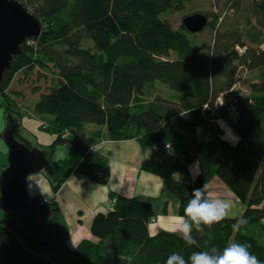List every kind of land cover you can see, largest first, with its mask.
Here are the masks:
<instances>
[{"label":"trees","instance_id":"obj_1","mask_svg":"<svg viewBox=\"0 0 264 264\" xmlns=\"http://www.w3.org/2000/svg\"><path fill=\"white\" fill-rule=\"evenodd\" d=\"M16 1L43 28L23 44L5 72L0 107L14 106L8 92L17 75L37 71L39 78L51 79V89L32 108L56 136L46 155L49 168L63 173V179L73 172L104 184L106 163L94 162L91 155H83L77 165L51 162L58 145L74 144L70 158L77 149L76 140H61L65 130L92 125L104 130L108 141L134 139L144 150L179 156L168 164L158 153L144 165L146 172L167 180L179 215L192 190L209 187L215 178L246 209L240 218L224 219L204 233L194 231L199 247H187L180 235L151 233L155 214L149 203L112 196V211L93 220L96 241H82L71 250L57 206L34 208L30 200L27 210L0 219V264H122L118 252L134 256L132 264H165L173 252L187 259L213 246L222 251L229 240L250 245L249 251L264 261V0H206V11L195 0ZM200 13L215 35L204 47L183 26L185 18ZM174 14L185 16L178 28L169 18ZM88 40L94 49L83 48ZM248 74L254 82L247 91L235 90ZM227 94H233L235 117L228 116L230 104L218 106ZM218 119L232 121L237 144L223 139ZM194 164L199 173L188 185L183 177ZM241 219L246 223L234 231Z\"/></svg>","mask_w":264,"mask_h":264},{"label":"crops","instance_id":"obj_2","mask_svg":"<svg viewBox=\"0 0 264 264\" xmlns=\"http://www.w3.org/2000/svg\"><path fill=\"white\" fill-rule=\"evenodd\" d=\"M38 119L22 120L19 137L27 140L34 149L50 155L49 149L56 141V136L40 131L41 120ZM5 125L4 116H0V126ZM85 128L73 133L76 139L71 138L72 136L70 138L78 142L76 147L81 152L80 160L83 155H91L94 162L103 160L106 163L108 172L104 184L80 178L73 172H68V177L63 179V173L56 174L52 171L51 174L50 168L31 175L27 181L30 200L44 196L54 198L61 214L63 236L69 249L75 250L82 241H96L91 233L93 220L98 214L112 211L115 203L112 196L138 198L149 203L155 214V223H151L150 226L151 233L162 231L172 233L169 229L174 224L175 217L179 215L178 199L167 191L165 178L144 170L145 163L157 159V154L153 150H144L139 141L134 139L108 141L106 132L100 128H90L85 133V137H81L79 132L84 131ZM100 131L104 132L96 138L94 134ZM74 148V144L70 142L58 145L51 154V162L69 160L70 163V154ZM8 155V148L3 150L0 142V171L8 164ZM196 169L195 177L199 173L198 168ZM56 185L59 187L57 192L53 189ZM225 188L227 189L226 186ZM227 191L229 192L228 189ZM229 194L234 201L243 205L231 192ZM3 216L4 212L0 211V219ZM175 234L179 235V233Z\"/></svg>","mask_w":264,"mask_h":264},{"label":"water","instance_id":"obj_3","mask_svg":"<svg viewBox=\"0 0 264 264\" xmlns=\"http://www.w3.org/2000/svg\"><path fill=\"white\" fill-rule=\"evenodd\" d=\"M208 24L207 18L201 14L183 20V26L193 35L201 34ZM41 31L40 22L19 2L0 0V83L14 57L21 54L23 44L38 37ZM17 131L18 125L10 120L3 134L9 150L8 166L0 174V210L4 213L27 210L30 204L28 178L50 167L45 153L29 150L16 140Z\"/></svg>","mask_w":264,"mask_h":264},{"label":"rangeland","instance_id":"obj_4","mask_svg":"<svg viewBox=\"0 0 264 264\" xmlns=\"http://www.w3.org/2000/svg\"><path fill=\"white\" fill-rule=\"evenodd\" d=\"M200 5L201 7H199V9L202 11H206L208 10V6H207V1L206 0H195L194 5ZM189 8L194 9V6H190ZM199 11V10H198ZM233 12V11H232ZM201 14V13H200ZM184 15L181 14H174L172 15L170 18V21L173 23V25L175 27H180V25L182 24V19ZM228 16H230L233 20H238V17L234 16L233 13H228ZM185 17V16H184ZM238 22V21H237ZM230 27H234L233 23L230 25ZM41 28H43L41 26ZM224 32V30H223ZM81 30H78V32L76 33L77 35H80ZM214 32L206 29L203 33L199 34L196 36V38H192V40L194 42H199L200 47H204L207 43L211 42V39L214 37ZM198 39V40H197ZM84 49H94V43L90 40H88V42H85L83 45ZM239 49V48H238ZM241 54L244 52V50H240L239 51ZM35 74H31L30 76H24L22 74L17 75V77L15 78L14 82L12 83L9 92H8V97H9V101L11 100L12 102H14V106L12 107H6L5 105H2V107H0V116L3 117L5 119V126H0V142H1V148L3 150H6V145L5 142L3 140V133L5 131V128H7L9 126V121L12 120L13 122H15L18 125V136L16 137V140L27 146V148L29 150L34 149L32 147V145L25 139H22L21 137H19V130L21 128V124H22V120L24 119H28L30 121H32V118H38L37 116L34 115L33 113V106L34 104L39 100V97L43 94V93H47L52 85L53 82L51 81V79H45V77H40L39 78V73L36 71L34 72ZM254 82V79L252 77L251 74H248L246 76H243V78L239 81V83L234 87L235 90H243V92H246L248 89V86ZM229 93V92H228ZM233 100V94H227L225 95L223 98L220 99V103L221 105H231L229 107H227V111L229 112L228 116L231 118L235 117L238 114V109L235 105H232V101ZM220 104L218 105L219 107H222ZM227 112V113H228ZM233 119V118H232ZM39 120V119H38ZM229 120V119H228ZM40 121V120H39ZM229 122H232L231 120H229ZM228 121H224L223 119H218V125L219 128L223 131V137L226 135V129L231 130L233 133V129L230 125ZM20 126V127H19ZM221 126V127H220ZM85 130L79 132L81 137H85V133L90 130V128H97L96 126H92V125H88L85 126ZM22 130V128H21ZM20 130V131H21ZM40 131L44 132V133H48L49 135H53L51 132H48L50 130V126L48 123L42 122L41 120V125H40ZM71 134L65 139L62 138L61 136V140L65 141V140H69L70 137L76 139L75 135L72 133V131H70ZM235 134V133H234ZM236 136V135H235ZM237 141L236 142H229L231 145H235L239 142V138L236 136ZM27 144V145H26ZM51 152V150L49 149V153ZM153 152L158 154L159 153V158L165 160L166 163L168 164H173V160H175L176 158L180 159L179 156L177 155H172L167 151H162L159 150L158 148H154ZM167 152V153H165ZM71 155V154H70ZM81 155L80 150L77 148L73 154V157L71 156V161H70V165H77L79 163H81V160L79 159ZM77 157V158H76ZM83 157V156H82ZM154 157H156V155L154 154ZM83 159V158H82ZM66 160L60 161V162H64ZM59 162V163H60ZM1 163V160H0ZM7 163V162H6ZM55 163V162H52ZM8 164L5 166V169L7 168ZM198 165L194 164L190 167L189 172L187 175H185L183 177L184 180H186V183L188 185H193L194 180H193V176H195V172H197ZM4 169V170H5ZM1 170V171H4ZM0 171V173H1ZM55 173L56 171L52 169V167L50 168V173ZM174 176H176V174H173ZM198 176V175H197ZM196 176V177H197ZM195 177V179H196ZM59 185V184H58ZM58 185H56L54 188H59ZM53 188V189H54ZM28 191V190H27ZM58 191V190H57ZM56 191V192H57ZM208 195L213 198H221V199H229L232 202V208L230 210L229 216H232L231 218H225V219H235V218H240L241 215L243 214V212L245 211L246 207L245 205H240L238 202L234 201L233 198L231 197V195L229 194V192L227 191V189L225 188V186L222 184L221 181H219L217 178H215L212 183L210 184V186L208 187ZM51 198L52 200V204L55 208V201L54 198L52 197H41L38 198L37 200H33V207H39L41 206L42 203V199H49ZM179 202V201H178ZM179 205V203H178ZM179 207V206H178ZM1 211V210H0ZM178 213H179V209H178ZM155 222H153L152 224H154Z\"/></svg>","mask_w":264,"mask_h":264},{"label":"clouds","instance_id":"obj_5","mask_svg":"<svg viewBox=\"0 0 264 264\" xmlns=\"http://www.w3.org/2000/svg\"><path fill=\"white\" fill-rule=\"evenodd\" d=\"M195 180V176H193ZM232 202L229 199H213L208 195V185L194 188L191 198L183 209V215L175 217V222L169 229L172 233H179L185 246L199 247L193 232L204 233L205 229H211L216 224L229 217ZM245 220H238L233 225L234 231H239L245 224ZM250 245L229 240L221 250L211 247L207 250L193 251L187 259L180 254L173 252L165 261V264H264L249 251ZM117 259L127 264H132L134 256L118 252Z\"/></svg>","mask_w":264,"mask_h":264},{"label":"built area","instance_id":"obj_6","mask_svg":"<svg viewBox=\"0 0 264 264\" xmlns=\"http://www.w3.org/2000/svg\"><path fill=\"white\" fill-rule=\"evenodd\" d=\"M28 42V41H27ZM221 105V103H220ZM223 106V105H221ZM71 134L70 130H65L63 133H62V138H67L69 135ZM65 138V139H66ZM167 149H169V147H167ZM52 199L49 198V199H42V203H41V206L39 207H36V208H42V209H47L48 211H53L54 210V206H53V200L51 201ZM155 222V220H152V223Z\"/></svg>","mask_w":264,"mask_h":264},{"label":"bare ground","instance_id":"obj_7","mask_svg":"<svg viewBox=\"0 0 264 264\" xmlns=\"http://www.w3.org/2000/svg\"><path fill=\"white\" fill-rule=\"evenodd\" d=\"M223 107L225 108V107H227V105H223ZM223 139L227 140L228 142H236L237 141L235 134L229 129H226V135L223 137Z\"/></svg>","mask_w":264,"mask_h":264}]
</instances>
